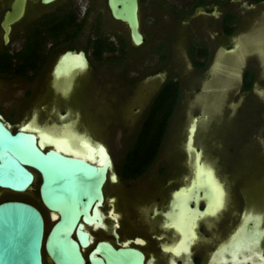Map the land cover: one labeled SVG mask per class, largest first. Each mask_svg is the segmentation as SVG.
Wrapping results in <instances>:
<instances>
[{"label": "flooded vegetation", "instance_id": "obj_1", "mask_svg": "<svg viewBox=\"0 0 264 264\" xmlns=\"http://www.w3.org/2000/svg\"><path fill=\"white\" fill-rule=\"evenodd\" d=\"M138 1L140 31L143 35V42L140 45L134 43L128 24L114 18L110 0H56L50 4L44 3L43 0H0V76L7 78L8 81L32 76L43 79L44 90L49 86L54 90L57 88L55 82L63 79V74L58 75L57 72L61 70L59 67L64 63H61V60L67 50H75L77 54L80 53L78 56H81L82 65L85 64L86 67L78 70L80 74L76 79V85L80 84L81 86L82 82L83 85L86 82L88 92H94V86L90 84L91 80L86 74L95 70L94 62L104 64L106 61L112 60L114 64L121 66L120 69L124 70L123 85L112 94L115 97L113 102L119 106V110L114 114L118 119L113 116L111 120L116 121L117 125L131 123L130 126L134 127V130L127 138L129 144L120 164L116 163L115 157L106 144L112 159V167L108 172L104 186L105 199L101 207L102 221L89 226L92 241L88 247L83 249L86 260L89 262V254L98 242L106 241L115 248H133L142 252L144 264H264V233L258 235L254 230L255 227L261 226V222H257V216L262 215V210L255 202H245L244 196L240 194L239 178L232 169H229L230 165L219 163L216 164L215 169L210 168L207 163L203 162L202 154L199 161L201 165L204 163L203 169L195 163V151L200 149H193L195 142L191 141L190 136L191 128L197 117H194L187 127V135L180 157L183 160L180 159L178 164H175L173 160L168 161L167 156L171 155L172 157L173 155L166 152L165 145L180 108L184 86L180 79L173 78L176 75L174 72L176 64L173 53L171 55L169 51L172 50V46L167 41L165 42L164 36L166 35L163 28L157 27L159 4L155 3V0H148L149 4L153 6L152 10L155 14L150 12L151 15H148L149 19L147 18L150 26L148 24L147 29H144L142 13L144 2L143 0ZM173 1V6H169L171 4L168 3L164 6L174 9L177 13L184 9L185 21L193 16L196 17L197 13L202 11L207 17L215 18L219 25L218 38L224 39V41L217 47V50L212 51L210 45L202 41L197 44L203 48H199V45H195L193 48L194 51L199 50L196 53L205 62H208L203 68H200V71H205V74L212 71L213 66L218 63L220 49L224 48L229 51L237 48L242 49V45H246L245 42L251 41V37L247 40L245 36H242V30H245V27L253 28L254 25H261L259 30L262 32L261 34L256 35V30H252L254 33L252 36H255L252 38L250 46L253 49L244 55L237 90L234 92L235 102L239 100L242 102L237 108L242 121L238 123L236 132L232 133L233 140L238 142L242 137H245L248 141L245 147H248L251 138L255 136L251 134L254 126L250 123L264 122V0ZM180 1L183 3L181 4ZM14 5L16 8L23 6L24 13L19 20L11 23V30L7 33L3 23L7 13L14 12ZM64 24L71 30L69 31V34H72L71 37L63 34ZM200 28L195 29L194 32L200 34L202 31H206V29L200 30ZM169 32L171 33V31ZM166 34L168 35V33ZM83 39L86 40L87 45L92 47V56L85 48H64L68 43ZM166 39L168 40L167 36ZM145 46H149L147 50L156 48L153 52L155 54H152L150 58L157 56L158 64L161 65L154 66L150 63L148 64L150 66H147L150 58L146 63H142L144 58V60L148 58L147 52L143 51ZM82 52L83 55H81ZM231 53L234 54V52ZM143 65L148 67L144 70L145 72L142 68ZM160 68L163 69L159 70ZM83 73L85 76L82 75ZM160 74L163 76L156 89L149 95L150 98L145 108L137 115H130L131 119L121 115L122 106L120 104H126L127 101L134 98L138 85L144 80L155 79ZM171 83L179 84V95L169 118L163 143L155 155L154 151L147 150L144 157V154H140V151L135 147L139 134L146 122L152 121L150 114L153 112L155 99L165 89V99L170 96L168 87L172 86ZM100 86L109 99L110 84H99L97 88ZM105 98L106 96L103 99L107 102ZM108 102L110 103V101ZM67 112V110L61 113L57 112L54 118L60 124H65L70 116L62 119V115ZM0 114L2 119L11 125L1 101ZM38 118V114H35L31 120H27L19 127L27 124L37 125ZM17 129L12 128L13 131ZM256 138L258 143L254 151L264 157V135L258 133ZM60 145L67 150L65 144ZM245 150L238 153L243 156ZM84 153L89 154L90 152ZM89 155L99 162L106 160L105 151L91 152ZM97 155L100 156V159L102 156V159H97ZM103 159L105 160L103 161ZM221 168L224 170L221 171ZM33 172L35 181L30 189L34 188L38 176L40 178V173L37 170L33 169ZM202 173L210 174L214 178L217 190L220 189L224 193L219 210H215V208L219 206L220 198L212 202L206 194L210 191L209 186H205L202 190L198 189L199 198L197 199L194 196L186 197L197 192L196 186L200 181L198 176ZM230 173H232V178L228 179ZM229 183L232 184H230L231 193L236 194L233 200L231 197L228 199L227 186ZM40 184L41 178L38 184L39 203L21 196L8 199L30 201L42 211L43 215L47 210L50 216L51 212L41 199ZM183 198H188L184 214L179 205L181 201L185 200ZM262 202L264 204V201ZM180 213L184 217L191 218L190 222L187 221L184 226L186 230L184 227L180 228L181 224L178 225L176 218ZM97 232L104 234L98 238ZM246 236H251L249 237L250 242L246 240ZM43 252L46 264V260L49 258L45 249Z\"/></svg>", "mask_w": 264, "mask_h": 264}, {"label": "rangeland", "instance_id": "obj_2", "mask_svg": "<svg viewBox=\"0 0 264 264\" xmlns=\"http://www.w3.org/2000/svg\"><path fill=\"white\" fill-rule=\"evenodd\" d=\"M143 2V24L144 29H147L148 24L150 26L148 15L150 12L151 14H155V12L152 10L153 6L149 4L148 0H143ZM154 2L159 4L158 13L156 10L158 15L157 27L163 28L162 30L168 37L167 40L166 36H164L165 42L167 41V43L172 46V50L169 46V51L171 55L173 53L174 63L176 64L174 69L176 75H174L173 78L175 80L180 79L184 86V95L181 98L180 108L165 145L166 152L173 155L172 157L171 155L170 157L169 155L167 156L168 161L173 160L175 164L179 163L183 142L187 135V127L192 119L197 117L198 122H195L191 128V141L195 142L193 149H200L199 151H195V163L199 168H202L203 164L207 163V166L213 169H215L216 164L219 163L232 165L231 167L229 166V169H232L239 178L238 184L240 194L244 196L245 202H255L263 212L262 215L257 216V222H261V226H257L254 229L255 234L261 235L264 233V204L262 202L264 201V157L256 153L254 149L258 143L256 138L257 134L264 135V122L250 123L254 126L252 127V132H250L255 136L251 138V143L248 147H245L248 142L245 137H242L238 142H234V135L232 134L236 132L238 123L242 121L237 109L242 102H240L241 100L235 102L236 96L234 92L237 90L236 88L240 78V70L244 61V55L247 54L250 49H253L250 46L252 45V38L255 36H252V34H254L252 30H256V35L261 34L262 32L259 31L261 25H254L253 28L245 27V30H242V36H245L247 40L251 37V41L245 42L246 45H242V49H231V51L224 48L220 49L218 63L213 66L212 71L205 74V71H200V68H203L208 62H205L200 58L198 53H196L199 50L194 51L193 48L195 45H199V48H203L200 44H197L202 41L207 45L209 44L212 51H214L217 50V47L224 41V39L218 38L220 30L215 18L207 17L205 13L201 11L202 13H197L198 15L196 17L193 16L185 21L184 9L177 13L174 9L164 6L166 3L171 4L169 6H173V0H155ZM180 3L182 4L183 2L180 1ZM199 27H201L200 30L206 29V31H202L200 34L194 32L195 29H199ZM169 31H171V33ZM166 33H168V35ZM158 39L160 40V37ZM65 47L85 48L88 50L89 55L92 56V47L87 45L85 39L68 43L64 48ZM148 47L149 46H145L143 50L147 52L146 55L148 56L146 60H144L145 58L142 60L143 64L146 63L152 54H155L153 52H155L156 48L155 50H147ZM231 52H234V54ZM94 63L96 66L95 70L86 73L91 80L90 84L94 86V92H88L86 82H84V85L82 82L81 86L80 84L76 85V79L79 78L80 74L78 70L85 69L86 67V65H82L81 62L77 63L79 65L77 67L66 65L65 63H62V66L60 65V73L63 74V79L62 81L55 82L57 88L54 90L50 89V86L46 87L44 90L43 79L40 78L26 76L8 81L7 78L0 76V101L8 114V119L12 128L17 129L21 124L29 119L31 120L35 114H38L39 118L37 125H48V128H50L52 132H62L72 142H79L81 138H93L97 141L106 143L115 157L116 163L120 164L125 155L127 145L129 144L127 138L134 130V127L130 126L131 123L117 125L116 121L114 122L111 120L114 114L119 110V106L113 102L115 97H113L112 94L123 85L122 75L124 70L120 69L121 66H119V64H114L112 60H108L104 64ZM150 63L154 64V66L161 65L158 64L157 56H152V58L148 60L147 66H150L148 65ZM147 66H142L143 71L148 68ZM162 69L163 68H160L159 70ZM179 69L180 72H178ZM82 75L85 76L84 73ZM162 76L163 75L160 74L159 77H155V79L150 81L144 80L139 84L134 98L127 101L126 104H120L122 106L121 115L123 114L124 117L127 116V118H130V115L139 114L138 112H141V110L145 108L150 98L149 95L156 89ZM99 84H110L109 99L107 98V94H104L105 92L101 88L102 86L97 88ZM201 86L202 88H200ZM105 96L107 102L103 99ZM108 101H110V103ZM65 110L70 111V118L65 124H60L54 117L57 112L61 113ZM194 126L195 128H193ZM238 131L237 129V132ZM46 138L47 137H44V139ZM89 144L88 141H84V147L81 148L82 152L89 151V154L94 152V149H89ZM71 146L73 145L71 144ZM189 148H191V145H189ZM236 149L238 150L236 151ZM243 149L246 150L244 151V155L241 156L238 152H242ZM190 154L189 152V156L191 157ZM201 154L204 157V163H202V165L199 161ZM182 160L183 158L181 161ZM220 170L223 171L224 168ZM198 178L201 180V183H199V181L196 186L197 192L191 195L189 194V196L186 197L194 196L197 199L199 198L198 189H204L205 186L210 185V191L206 194L215 195L218 196V199L220 198V204L215 208V210H219L222 198L224 197L223 191L220 189L217 190L214 184V178L210 174L205 175L202 173ZM230 178H232V173L228 174V179ZM39 182L40 178L38 176L34 188L22 194L0 188V200L19 198L21 196L30 201H37L39 203ZM210 183L213 184V188ZM201 184L203 185L201 186ZM230 184L231 183L227 186L228 199L231 197L233 200L236 194L234 195L233 192L231 193L230 186L232 184ZM212 191L214 193H212ZM217 192L218 195L216 194ZM229 212L231 211L229 210ZM44 215L46 230H48L52 226L53 221L50 219L47 210H45ZM101 221L102 216H100L98 222ZM103 234V232L96 233L98 238L102 237ZM46 264L53 263L47 259Z\"/></svg>", "mask_w": 264, "mask_h": 264}, {"label": "water", "instance_id": "obj_3", "mask_svg": "<svg viewBox=\"0 0 264 264\" xmlns=\"http://www.w3.org/2000/svg\"><path fill=\"white\" fill-rule=\"evenodd\" d=\"M54 1L43 0L46 4ZM110 6L114 18L128 24L134 43L140 45L139 1L110 0ZM23 13L24 7L16 5L14 12L7 13L3 23L7 33ZM75 54V50H67L61 63ZM70 115L68 111L62 119ZM43 136L47 137L45 142ZM85 140L90 143L89 149L105 151L104 162L82 152ZM51 141L53 144L47 145ZM79 142H72L62 132H52L48 126L27 124L13 131L0 114V188L24 193L35 181L33 169L37 170L41 199L53 221L46 234L45 217L34 203L0 200V264H45L44 249L54 264H144L142 252L115 248L106 241L98 242L89 262L86 260L83 249L92 241L89 226L96 225L101 216L112 159L106 143L93 138H81ZM61 143L67 150L60 147Z\"/></svg>", "mask_w": 264, "mask_h": 264}, {"label": "trees", "instance_id": "obj_4", "mask_svg": "<svg viewBox=\"0 0 264 264\" xmlns=\"http://www.w3.org/2000/svg\"><path fill=\"white\" fill-rule=\"evenodd\" d=\"M63 34L71 37L69 34V27L66 24L63 25ZM172 86L169 88V97L165 99L166 89L160 93V95L155 99V105L153 112L150 114V119L152 121H147L144 125L141 133L139 134L137 145L135 146L140 154H144L145 151H154V155L157 150L161 147L163 139L165 136V131L167 129L169 118L174 110L176 101L179 95V84L171 83ZM167 88V89H168Z\"/></svg>", "mask_w": 264, "mask_h": 264}, {"label": "bare ground", "instance_id": "obj_5", "mask_svg": "<svg viewBox=\"0 0 264 264\" xmlns=\"http://www.w3.org/2000/svg\"><path fill=\"white\" fill-rule=\"evenodd\" d=\"M84 54V53H83ZM81 58V56H69L68 58L66 57V59H64V63L66 64V65H70V66H79L77 63L79 62H81L82 63V60L80 59ZM75 63V64H74ZM58 65V64H57ZM81 65V64H80ZM84 65V64H83ZM45 139H43V142H45L44 141ZM47 144H49V143H47ZM51 144V143H50ZM60 147L62 148V146L60 145ZM65 150V149H64ZM96 151L94 150V153H95ZM100 152H101V150H100ZM103 152V151H102ZM94 156V155H93ZM96 158L97 159H99V160H101L102 159V156H101V159H100V156H96ZM105 159H103V161H104ZM34 183V182H33ZM32 183V184H33ZM199 183H201V180H200V182ZM31 184V185H32ZM204 184V183H203ZM203 184H201V186L203 185ZM210 184H212V183H210ZM198 185V184H197ZM207 185V184H206ZM210 186V185H209ZM31 187V186H30ZM199 187V186H198ZM212 188H213V184H212ZM30 189V188H29ZM201 190H202V188H201ZM199 191V190H198ZM214 191V190H213ZM212 191V193H214ZM217 195H218V192L216 193ZM210 198H211V201L212 202H214V201H216V200H218V196H215V195H208ZM192 198V197H191ZM183 199H185V198H183ZM188 199V198H187ZM187 199H185V200H183V201H181L180 202V207H181V209H182V213L184 214V213H186V210H185V207H186V205H187ZM210 203V202H209ZM175 205V204H174ZM176 207V206H175ZM174 207V208H175ZM182 213H180L179 214V217L178 218H176L177 219V222H178V225L179 224H181V226H180V228H182V227H184L185 226V224L187 223V221L188 222H190V220H191V218H188V217H184V215L182 214ZM169 225H171V224H169ZM178 227V226H177ZM97 228V227H96ZM185 229L184 230H186V227H184ZM183 230V229H182ZM183 230V231H184ZM247 234V233H246ZM248 236H246V240L248 241L250 238L249 237H251V236H249L248 238H247ZM191 242V241H190ZM249 242H250V240H249ZM240 245H242V244H240Z\"/></svg>", "mask_w": 264, "mask_h": 264}]
</instances>
